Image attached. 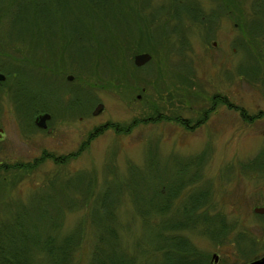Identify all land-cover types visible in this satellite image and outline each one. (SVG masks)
<instances>
[{
  "label": "rangeland",
  "instance_id": "374dc122",
  "mask_svg": "<svg viewBox=\"0 0 264 264\" xmlns=\"http://www.w3.org/2000/svg\"><path fill=\"white\" fill-rule=\"evenodd\" d=\"M153 1L151 14L153 20L158 18L157 23L154 21V27L160 30L156 32L158 42L167 35L160 28H169L168 33L174 34V37L165 47L159 43L147 46L153 50V58L139 68V83L132 91L98 87L90 94L80 82V77L84 78L88 73L73 67L70 62L61 75L49 74L43 80L38 76L42 70L28 66L33 63L31 54L34 57L37 55L40 60L46 58L51 49H54L56 56L68 58L71 50L64 49L62 42L65 38H72L75 45L72 47L79 48L83 43L74 39V34L79 36L81 28H73L74 33L71 28H46V35L51 33L56 36L53 40L33 37L35 28L28 31L24 28L0 29V49L20 59L29 58L27 64L20 65L16 60L13 63L14 66L30 68L21 67L19 74L22 83L27 86L22 93L26 112H32L29 109L32 106L50 109L51 112L40 110L33 117V123L38 115L49 113L52 115L49 126L53 129L49 133L45 129L32 127L29 122L31 118L23 117L17 109L18 101L12 89L16 87V81L12 77L7 79L0 86V128L4 130L0 140V165L33 162L45 153L60 158V161L45 159L33 174L19 181L12 194L7 192L5 201H27L39 187L47 186L45 184H49L58 174L63 177L60 184H74L72 189L83 187L88 190L90 195L86 206L69 208L55 218L64 233L73 231L76 242L82 238L81 264H91L94 249L99 248V251L109 254L115 247V239L111 237L116 229L115 222L100 204L95 205L102 200L100 196L106 193L107 188L112 194L109 192L104 201L112 211L119 208V219L127 225L128 240L132 244L147 236L160 235L165 222L161 220L160 227L157 226L159 219L142 222L138 214L147 212L142 196L133 194L131 197L125 191V184H128L129 191L136 188L133 187L136 184H148L149 187L158 184L155 190L163 191L161 187L165 183H175L182 176L183 180H195L198 175L201 177L183 190L180 200L196 191L207 193L210 207L200 214L215 221L224 220L228 232L212 240L198 231L182 232L181 235L187 238L193 248L209 256V264H248L252 259L246 261L240 255L238 258L240 236L246 234L257 238L259 256L256 259L264 256V214L254 212L255 208L264 207V116L257 118L254 124H248L242 111L245 110L249 116L264 113V87L258 83L262 79L254 83V79L250 80L246 76L250 71L248 68L252 66L264 71V34L261 35L262 39L257 38L254 26L241 28L240 17L225 10L226 2L230 1L235 8L237 0H175L176 4L170 0ZM254 2L244 0L248 21L254 17ZM147 3L142 4L145 7ZM143 6L140 5V9ZM164 7L166 10L176 9V22L170 21L168 27H164L162 21L166 14L162 12ZM263 16L258 14L254 19L259 20L262 27ZM133 20L130 17V24L132 21L134 25ZM136 25L140 26L137 22ZM121 29L124 31L127 28ZM129 29L134 31L137 28ZM145 29L150 32L148 28ZM9 32L13 35H9ZM133 36L127 38L130 39L129 44L134 43L130 38ZM243 40L244 48L241 46ZM51 41L58 42L57 46L50 44ZM13 46L18 50L10 49ZM133 48L138 50L137 46ZM132 56L129 51L126 59L131 62ZM91 62L94 63L95 58H88L83 65H92ZM11 66L7 57L0 55V68L8 70ZM157 67L162 70L163 84L159 89L162 99L155 88L157 76L153 72ZM31 70L36 72L32 73ZM99 70L106 73L105 65L101 64ZM189 70L194 72L189 74V79L197 84L184 86L179 83L182 79L177 78V73L187 75ZM132 73L130 71L128 75ZM41 75H44V71ZM69 75L74 76L73 81L68 80ZM102 78L99 79L100 83L104 80ZM144 88L146 92H142ZM197 91L198 96L192 101ZM217 96L226 99L230 105L220 103L215 106L213 102ZM30 97L34 100L27 104L26 99ZM74 99L79 101L71 102ZM101 103L104 109L95 116L93 112ZM154 104L166 117H180L190 121V126L161 118L147 120ZM208 111L210 113L207 115ZM135 120L143 122L130 132H116L115 126L128 127ZM66 159V164H62V160ZM253 161L252 168L250 165ZM186 165L187 171L183 175L180 169ZM129 166L137 168L129 171ZM56 188L41 191L51 194ZM150 189L146 187L144 192L149 194ZM70 193H56L55 199L64 202L63 199H68ZM118 193L123 194L120 207ZM133 199L137 203L136 209ZM63 204L66 205V201ZM49 207L50 204L43 205L34 200L30 210L34 213ZM195 215L194 218L198 216ZM179 221L186 220H182L178 214L176 222ZM53 223L40 221L44 233L51 230ZM216 238L218 242L214 241ZM130 250L133 251L131 246ZM130 250L127 252L129 257L133 254Z\"/></svg>",
  "mask_w": 264,
  "mask_h": 264
},
{
  "label": "trees",
  "instance_id": "16d2710c",
  "mask_svg": "<svg viewBox=\"0 0 264 264\" xmlns=\"http://www.w3.org/2000/svg\"><path fill=\"white\" fill-rule=\"evenodd\" d=\"M170 1L176 4L177 0ZM142 3H147V5L144 7ZM227 4L233 5L230 2ZM140 5L144 8L140 9ZM235 5H237V3H235ZM153 7V0H0V29L24 28L28 31L35 28L36 31L33 33V37L53 40L56 36H53L51 33H47L48 35H46L44 33V31L47 30L46 28H71L72 31L73 28H81V31H78L81 32L79 36L74 34V39L83 43L79 48H73L75 45L72 42V38H65L64 42H62V44L65 45L64 49L67 51L69 49L71 50L68 58L56 56L54 49H51L49 55L40 60L37 59V55L34 57L31 54L30 60L33 57V63L28 66L35 70L44 71V75H41L42 71L38 72L39 78L43 80L46 78V75L48 77L49 74L55 76L61 75L63 71H66L64 68H67L66 66L68 62H70L73 67L75 66L80 71L88 73L86 77H80V82L82 83L81 86L90 94L98 87L117 91L124 89L132 91L135 90L136 85L139 83L140 78L138 77V72L140 70L139 68H141L135 65L134 57L144 52L153 53V50L151 51V49L147 47L148 45L159 43L165 47L167 43L169 44L173 41L174 34L171 35L168 33L170 29L160 28L161 32L163 31L167 33V35H164L162 41L158 42L156 32L160 30L154 27V21L157 23L156 21H158V18L153 20V14H151ZM178 10L179 9H177V11ZM162 12L166 13L163 16L164 20H162L164 22V27H168V23L176 19V9L174 11L172 9L166 10L164 7ZM130 17L134 19V25L132 21L130 24ZM135 21L140 25L139 27H137ZM174 21L176 22V20ZM121 28L127 29L123 31ZM129 28L137 29H134V32ZM145 28H148L150 32L148 33ZM9 35H13V33L9 32ZM131 35H135L130 37L136 44L134 46V43L129 44L130 39L127 40ZM86 40L90 42H85ZM50 44L57 46L58 42L51 41ZM135 46H137L138 50L133 48ZM4 47L6 46L4 45ZM13 48L14 46L10 49ZM16 50L18 49H13V51ZM129 51L133 54L131 62L126 59ZM18 54H20V50ZM0 55L7 57V60L10 61L12 65L8 70L0 68V73L6 74L8 80L12 77V80L16 81V87L13 86L12 89L18 101V111L23 117L31 118L29 122L32 127L37 128V125L33 123V117L40 112V110L48 112L50 109H46L45 107L32 108L33 106L30 108L28 106L29 109L33 111L26 112L27 106L22 102V93L27 89V86L22 83L19 74L22 69L21 67L30 68L26 66H14L13 64L15 60L17 63L20 62V65H22V63L27 64L29 63V58L22 57L20 59V57L13 56L8 51L2 49H0ZM90 57L95 58V62H91L93 63L92 65L88 63L90 66L83 65V63L86 64ZM101 64L105 65L106 73L100 72L99 68ZM252 67L248 68L252 72L248 71L246 76L250 80L254 79V83L262 79L258 81V83L264 87V71H258L260 69H255L254 66ZM35 70H31V72L33 73ZM155 70L156 71L153 72L157 76L155 88L162 99V93L159 90L163 84L162 70L160 67H157ZM130 71L133 73L128 75ZM135 72H137V74ZM187 72V75H183L184 73H177V78L182 79L179 83L184 86L185 84L186 86L197 84L196 81L192 82L189 79V74L194 72H192V70ZM251 74H253V76ZM102 76L105 77V79L102 78ZM100 77L104 79L102 83H100ZM96 79H98V81H96ZM130 80H132V84H130ZM2 84H4V82L0 83V86H2ZM146 91L147 89L145 88L142 90V92ZM192 92L193 91H191V93ZM194 95L195 97H193L192 101H195L194 98L198 96V91L195 92ZM33 100V97H30L26 99V103L28 104ZM77 101L79 100L74 99L71 102L77 103ZM220 103L224 104L229 102L220 96L215 97L213 104L217 106ZM68 106L71 107V103H69ZM210 111L207 112V115ZM242 112L244 119L248 120H245L248 124H254L257 118L264 116V114L249 116L245 110ZM160 118L174 121L185 127L190 126V121H185L180 117L168 118L158 105H152L151 112L148 119H146L157 120ZM142 122L143 120H135L134 123L128 127L121 128L115 126V130L117 133H127L139 124H142ZM103 129L104 128H102V130ZM262 157H264V154H262ZM45 159L60 161V158L45 153L43 157L41 156L33 162L0 165V264H81L80 243L82 238L76 242V235H72L73 231L64 233L60 222L57 221V217L55 218V216L60 214L63 215L69 208L73 209L74 207L86 206V202L90 195L88 194V190L86 191L83 187L81 189H72V185L74 184H60L63 182V177L58 174L55 179L49 181V184H45L47 186L39 187L27 201H22L21 199H14L13 202L5 201L8 197L7 192L12 194L19 181L33 174V171H35ZM66 161H68V159L65 161L62 160L63 163H61L66 164ZM253 163L255 162L253 161L250 165L252 168ZM187 166L188 165L180 169L183 175L187 171ZM260 167L263 168V165L260 164ZM134 168L137 167L129 166V171ZM200 177L201 176L197 175V178H194L195 180H188V178L183 180L184 176H182L180 179H177L178 181L176 180L175 183H165L164 187H161L163 191L162 189L158 191L155 190L158 184H152L150 187L148 184H136L138 187L133 185V187L136 188L129 191L128 184H125L127 187L125 191H127L131 197L133 194L142 196L143 206L147 209L146 214H138L139 217L141 215L142 222L159 219V224H157L159 227L162 224L161 220L165 222V226H163L160 235L147 236L143 240L138 239L133 241L132 244H130L128 240L129 231L127 225L119 219V208L112 211L107 207V203L104 201V199H107L106 195H108L109 192L112 194L111 190L107 188L105 194L103 193L101 196L98 195L97 197L100 196L102 200L98 201L95 205L100 204V207L109 214L106 215L115 222L114 227L116 229L113 230V234L111 235V237L115 239V247L109 254L99 251V248L94 249L91 253V264H97L99 262L101 264H209V256L193 248L187 238L181 235L182 232L198 231L200 234L206 235V237L212 240V238L218 237V235H226L228 232L224 220L215 221L200 214L202 210H206L210 207L207 193L196 191L194 194L187 195L180 200L183 190L187 186L196 183V179ZM64 182L66 181L64 180ZM58 185L62 188L57 187ZM146 187L151 188L149 194L144 192ZM47 188L50 190L52 188L56 189L52 191L51 194L42 193L43 189ZM72 191H76V193H70ZM56 193H64V195H66V193L71 194L68 199H63L64 202L66 201V205L63 204L64 202L55 199ZM39 194H41L40 198ZM74 196L75 199H73ZM118 197V202H120L118 207H120L123 201V194L118 193ZM2 199H4V201H2ZM34 200L43 205L50 204V207L44 208L42 211L37 210L33 213L30 208ZM83 200H85L84 204L82 202ZM178 201L180 202L177 204L176 202ZM133 206L136 209V201H134ZM178 214L182 216V220L186 221L176 222ZM193 214L198 216L194 218ZM43 220L54 222L51 226V230L47 233H44V229L40 226V221ZM124 234H126V236ZM136 241L140 243L137 244L135 243ZM214 241L218 242V239L216 238ZM161 242L163 243L161 244ZM238 245V258L241 256L244 260L248 261L249 259L255 260L259 256L256 248L258 242L257 238L254 236L246 234L245 236H240ZM245 245H248L249 248H246ZM130 246L133 251L130 250ZM129 250L133 253L131 257H129L127 253Z\"/></svg>",
  "mask_w": 264,
  "mask_h": 264
},
{
  "label": "flooded vegetation",
  "instance_id": "af4514ba",
  "mask_svg": "<svg viewBox=\"0 0 264 264\" xmlns=\"http://www.w3.org/2000/svg\"><path fill=\"white\" fill-rule=\"evenodd\" d=\"M179 1V0H177ZM230 2V1H229ZM227 2V3H229ZM226 3V4H227ZM228 5V4H227ZM226 5V8L225 10L227 9L228 12H231L232 14L236 15V16H239L240 17V27L241 28H251L252 26H254L253 28H255V31H254V35L257 37V38H263V35L264 34V26L262 27V25L260 24L259 20H254L255 19V16L260 14V15H264V13L262 14V12H264V0H255L254 2V7H253V13H254V17H253V20H250L248 21V17H247V12L245 10V3H244V0H237V5L235 6H232V5ZM255 13H257L255 15ZM264 17V16H263ZM258 27V28H257ZM246 29V30H247ZM245 36V34H244ZM243 36V38H244ZM216 45V43H215ZM244 40L243 42L241 43V46H243L244 48ZM139 99H141V97L139 96ZM227 105H230V103H228ZM260 114H264L263 112H260ZM40 116V115H38ZM37 116V117H38ZM52 116V115H51ZM36 117V118H37ZM52 118V117H51ZM261 118V117H260ZM51 120V119H50ZM47 122V128L45 130H47L49 132V130L51 129L53 131V129L49 126V121ZM51 131V132H52ZM3 137V135H2ZM1 137V138H2Z\"/></svg>",
  "mask_w": 264,
  "mask_h": 264
},
{
  "label": "water",
  "instance_id": "95a60500",
  "mask_svg": "<svg viewBox=\"0 0 264 264\" xmlns=\"http://www.w3.org/2000/svg\"><path fill=\"white\" fill-rule=\"evenodd\" d=\"M152 55L150 53H141L135 56L134 58V63L137 67H143L144 65L148 64L151 60H152ZM6 80V75L0 73V82H3ZM68 80L73 81L74 80V76L70 75L68 76ZM104 109V104H99L96 109L94 110L93 114L95 116H97L102 110ZM51 119V115L46 113V114H42L40 116H38L35 120V123L37 125V127H39L40 129H46L47 128V122L48 120ZM3 129H0V138L2 136L3 133ZM52 130H49V133ZM254 212L257 214H264V207H257L254 209ZM248 264H264V256L253 260L251 262H249Z\"/></svg>",
  "mask_w": 264,
  "mask_h": 264
}]
</instances>
